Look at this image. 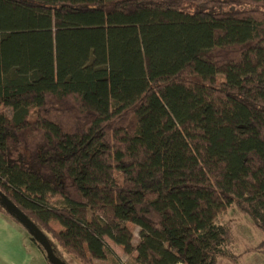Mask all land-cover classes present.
<instances>
[{
    "label": "trees",
    "instance_id": "1",
    "mask_svg": "<svg viewBox=\"0 0 264 264\" xmlns=\"http://www.w3.org/2000/svg\"><path fill=\"white\" fill-rule=\"evenodd\" d=\"M0 106V191L65 264L232 261L231 208L264 233V0H0Z\"/></svg>",
    "mask_w": 264,
    "mask_h": 264
},
{
    "label": "rangeland",
    "instance_id": "2",
    "mask_svg": "<svg viewBox=\"0 0 264 264\" xmlns=\"http://www.w3.org/2000/svg\"><path fill=\"white\" fill-rule=\"evenodd\" d=\"M12 114V108L0 106V115L11 117ZM36 118L37 114L34 112L31 119L35 120ZM102 215L108 222L111 221V219L108 217L109 215ZM217 221L231 229L234 237L233 251L235 255L234 260L231 261L222 259L219 261V264H264V246H260L264 240V233L256 227L254 221L249 216L242 214L236 208H231L223 214H219ZM53 226L57 231L62 229L57 223H54ZM129 228L134 235L133 245H135L139 239L140 230L138 227L132 224L129 225ZM28 236H34L36 238L38 237L32 230L28 232ZM105 240L110 246L112 245L114 247L113 250L116 252V254L120 258L122 257V263H128L129 255L126 248L123 246H120L122 248H118L119 245L115 244L107 237ZM34 264H42V262L40 259H38ZM95 264L109 263L96 261Z\"/></svg>",
    "mask_w": 264,
    "mask_h": 264
},
{
    "label": "crops",
    "instance_id": "3",
    "mask_svg": "<svg viewBox=\"0 0 264 264\" xmlns=\"http://www.w3.org/2000/svg\"><path fill=\"white\" fill-rule=\"evenodd\" d=\"M28 237V232L0 213V264H34L38 259L49 264L40 250L28 246Z\"/></svg>",
    "mask_w": 264,
    "mask_h": 264
},
{
    "label": "water",
    "instance_id": "4",
    "mask_svg": "<svg viewBox=\"0 0 264 264\" xmlns=\"http://www.w3.org/2000/svg\"><path fill=\"white\" fill-rule=\"evenodd\" d=\"M0 197L3 199V201L5 202L6 206L8 207V209L14 213L15 215H17L20 219H22V221L28 226L30 227V229L36 233V235L38 236L40 243L42 245V247L44 248L47 258L48 260L52 263V264H65L63 263L59 258H57L46 237L44 236V234L42 232H40L38 230V228L28 219V217L13 203L11 202L4 194H2V192L0 191Z\"/></svg>",
    "mask_w": 264,
    "mask_h": 264
},
{
    "label": "built area",
    "instance_id": "5",
    "mask_svg": "<svg viewBox=\"0 0 264 264\" xmlns=\"http://www.w3.org/2000/svg\"><path fill=\"white\" fill-rule=\"evenodd\" d=\"M122 264H127V263L124 262V263H122Z\"/></svg>",
    "mask_w": 264,
    "mask_h": 264
}]
</instances>
